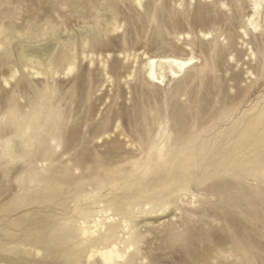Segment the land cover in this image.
Segmentation results:
<instances>
[{
	"label": "rangeland",
	"instance_id": "rangeland-1",
	"mask_svg": "<svg viewBox=\"0 0 264 264\" xmlns=\"http://www.w3.org/2000/svg\"><path fill=\"white\" fill-rule=\"evenodd\" d=\"M259 135L264 0H0V264H264Z\"/></svg>",
	"mask_w": 264,
	"mask_h": 264
},
{
	"label": "bare ground",
	"instance_id": "bare-ground-1",
	"mask_svg": "<svg viewBox=\"0 0 264 264\" xmlns=\"http://www.w3.org/2000/svg\"><path fill=\"white\" fill-rule=\"evenodd\" d=\"M2 28L6 32H9L10 33V29L9 28L6 29L4 26H2ZM3 55L4 56H9L10 55V51L9 50L4 51ZM61 58H63L65 60V56L64 57L61 56ZM191 63H192V58H186V59H182V58H178V57H165V58H159V59L151 58L147 62V77L149 79L154 80L156 83H158L161 80L163 81L164 75L161 72L157 73V71H156V66L157 65L159 66V69L162 70L163 64L164 65L166 64L167 65L166 68H168L169 74L173 77V76H176L177 73L181 72L183 69H185ZM261 70H262V68H261ZM150 133H151V130L150 129H147L146 130V137H139V139H138L140 141V143L142 144L141 149H143V151H149L150 149L153 148V145L158 141L157 140L158 138L155 139V136L153 137V134L150 135ZM163 135H165V132H164ZM161 136H162V133H161ZM172 139H173V137H172ZM184 139H186V137H183V138L182 137L181 138H176L175 137L174 138V141L180 144V143H182L184 141ZM187 140H189V139H187ZM178 141H180V142H178ZM257 141H260V142L264 141V136L259 135L257 137ZM158 145H160V143ZM38 147L39 148H37V149H39L40 152H41V154H43V155H46L47 152L49 151V148H50V146H48L47 144H45V145H42L41 144ZM156 148H154V149H156ZM89 153H90L89 155L91 156L92 155L91 152H89ZM255 155H256L257 162L262 166V164L264 163V150H263V152H258V154H255ZM91 157H92V161H91L92 163H91V165H93V167H97L99 164H102L101 163L102 162V159L99 160V157L98 156L92 155ZM77 158H78V156L75 157V159H77ZM138 160H142V159L140 158ZM78 161L83 162L84 160L82 161L81 159H79ZM81 162H80V164H81ZM130 162H131V160L129 161V163ZM74 166L77 167V166H79V164L75 162L74 163ZM68 170H69V166L67 164H64V176L66 175L65 173ZM126 170H127V168H126ZM256 170H257V172L258 171L261 172L262 171V168L256 169ZM112 172H113V169L112 168L107 170V173L110 176L113 175ZM40 184H41V187H43L45 185V183H43L42 180H40ZM92 222L93 223L92 224H89V225L88 224L86 225V223H84V222H81V224H80L81 225L80 226V229H81L83 235L85 236V239H87V238H92L93 239L94 236H95V234H97L98 232H100V230L103 227V225L99 221V218L92 219ZM86 228H92V229L86 231L85 230ZM93 257H97L102 264H115V263H118L121 260H123L124 252H122V251L119 250V242L118 243L117 242H113V241L110 242V241H107L106 239H102V241L100 243H97V244H94V245L91 246L90 251H89V253L87 255V260H90Z\"/></svg>",
	"mask_w": 264,
	"mask_h": 264
}]
</instances>
